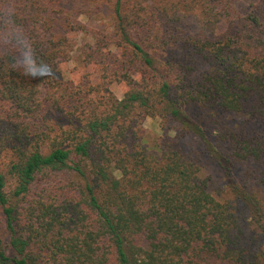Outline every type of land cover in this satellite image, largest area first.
I'll return each mask as SVG.
<instances>
[{
    "label": "trees",
    "instance_id": "16d2710c",
    "mask_svg": "<svg viewBox=\"0 0 264 264\" xmlns=\"http://www.w3.org/2000/svg\"><path fill=\"white\" fill-rule=\"evenodd\" d=\"M217 3L225 24L210 37L208 0H114L112 41L84 53L126 90L85 100L58 81L65 2L0 0L15 22L0 19V264H264V0L243 15ZM12 27L43 77L15 66ZM48 109L67 126L30 128ZM146 117L161 120L150 143Z\"/></svg>",
    "mask_w": 264,
    "mask_h": 264
},
{
    "label": "rangeland",
    "instance_id": "374dc122",
    "mask_svg": "<svg viewBox=\"0 0 264 264\" xmlns=\"http://www.w3.org/2000/svg\"><path fill=\"white\" fill-rule=\"evenodd\" d=\"M113 1L114 0H61V2H65L64 6L60 5L64 10L63 16L68 18L71 26L66 32V37L72 44V51L68 60L59 66L61 73L58 75V81L61 84V90L64 89V94L73 95L76 98L84 97L85 100H92L97 96L119 99L121 94L126 90L124 82L117 81L115 76L111 73L112 69L106 68V62L101 61L102 59H99L100 57L94 58L95 62L90 61L89 57L84 53L87 52L86 46L94 47L95 45L93 44H95V42L98 43L101 36L105 38L103 41L107 45L109 41H112ZM208 2L214 15L208 17V22L203 28L206 30L205 32L208 36L218 37L220 36L219 32L223 31V25L225 24L222 22V17L216 15L222 5L217 3V0H208ZM253 2L254 0H231V11L235 12V14L243 15L248 12ZM221 12L222 11H220V13ZM195 18H190L189 24L187 23V26L184 27L185 33L195 28L197 21L198 24L201 23L197 17ZM100 45L102 46L104 44ZM104 50L105 52H113L111 47H107ZM64 119L65 118L58 112L49 109L47 112L43 110L40 115L37 116V121L35 120L36 122L30 125V128L39 127V130H48V132L52 129L56 130L59 127L64 129L67 126ZM229 124H232V122ZM160 127L161 120L158 117H146L142 121V128L145 133L144 139L148 141V143L151 141L153 142L161 134ZM258 132L263 135L264 138V130L258 128ZM168 134L171 136L172 132L170 131ZM50 135H52V133H50ZM6 162V157L1 158L0 173L3 175L7 171L4 167ZM200 176L202 178L209 176L216 185L223 187V175L214 164L204 163ZM5 180L4 191L8 193L12 188V181L10 177L6 175ZM257 193L264 202V183ZM3 236L1 232V237ZM252 250L253 249H249L248 251L252 252ZM203 264L230 263H220L213 258H208Z\"/></svg>",
    "mask_w": 264,
    "mask_h": 264
},
{
    "label": "clouds",
    "instance_id": "9594fccd",
    "mask_svg": "<svg viewBox=\"0 0 264 264\" xmlns=\"http://www.w3.org/2000/svg\"><path fill=\"white\" fill-rule=\"evenodd\" d=\"M14 15V9L9 6H4V9L0 11V19L4 20L7 25H15L12 20ZM13 38L17 39V43L21 45L20 54L15 57V66L22 69L25 75L32 76L33 78H41L45 75V68L42 62L37 63L36 57L33 55V51L30 45H26L22 39L18 37L21 35L19 30L15 27L11 28Z\"/></svg>",
    "mask_w": 264,
    "mask_h": 264
}]
</instances>
